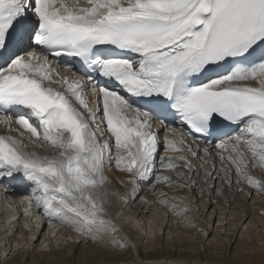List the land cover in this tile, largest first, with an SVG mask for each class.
I'll return each instance as SVG.
<instances>
[{
    "label": "snow or ice",
    "instance_id": "obj_1",
    "mask_svg": "<svg viewBox=\"0 0 264 264\" xmlns=\"http://www.w3.org/2000/svg\"><path fill=\"white\" fill-rule=\"evenodd\" d=\"M0 126V188L29 190L24 216L138 264L109 213L142 185L177 216L164 188L200 169L264 196V0H0Z\"/></svg>",
    "mask_w": 264,
    "mask_h": 264
},
{
    "label": "bare ground",
    "instance_id": "obj_2",
    "mask_svg": "<svg viewBox=\"0 0 264 264\" xmlns=\"http://www.w3.org/2000/svg\"><path fill=\"white\" fill-rule=\"evenodd\" d=\"M60 75L71 77L73 72L60 71ZM176 126L179 127V124H176ZM0 134H7L2 126H0ZM12 134L16 135L15 132ZM39 151L41 154L48 155L55 152V150L49 145H45L44 148ZM213 160L215 161L217 169H219L221 167L219 158L214 156ZM194 163L198 164L199 162L194 161ZM257 171L260 176H264V172H261L259 169H257ZM258 173L256 174L258 175ZM109 175L110 178L115 180L120 174L117 171L112 170ZM189 175L191 176V181L195 182L191 187L178 191H170L165 187L164 190L168 192V199L172 203L176 202L172 199L173 196L186 198L185 203L179 204V207H187L188 212L191 213V215L187 216L186 213L184 216H177L170 209L156 202V198L152 195L151 188L142 185V192L138 197L142 196L135 206L132 207L130 205L125 207L123 204L116 203L110 209V218L116 220L123 230L120 235L130 238L131 234H128L125 230L134 229L139 225L140 220L143 221L145 219V223L149 224L152 229H156L155 233L158 237H160L159 232L161 230L164 231L163 235H165V231L167 230V236L172 232L176 233L177 237L173 235V238L176 237V239L178 238V235H180L179 238H183V232L195 234L197 230H206V234H208V237L206 238L207 240L212 233H214V236L223 235V230L221 228L224 225L228 226L225 230L229 231V234L231 235L229 244L233 245L237 240L240 241V243L248 244L249 235L257 233L260 224L264 225V196L256 195L254 190H251L245 185H241V187H244V191L241 192L238 191L236 186L228 187L219 180L213 182L214 186L205 185L203 181L207 177L205 176L203 169H200L197 174ZM3 183H11L12 187H9L7 192L0 188V199L2 198L0 200V264L91 263L87 259H83V256L85 255H77V250L81 244L84 243L87 245V243L91 242L87 237L75 233L66 226L57 223H54L53 226L50 227L46 217L35 221L28 219V217L22 218L25 205L21 204L20 201L24 196L28 195L29 190L25 186L18 184L16 181L5 180ZM201 188L204 189L202 192L200 190ZM117 190L120 189L118 188ZM249 191H253V195L249 196ZM10 199L13 201H11L12 205H7ZM134 213L138 214L134 216ZM149 213L150 215H148ZM13 216L18 219H13ZM36 216L40 217L41 215L37 214ZM121 217H123V219H121ZM188 221L191 223L189 224ZM215 221H217L216 231H214ZM25 225H27V227H25ZM140 226L141 224L139 225L138 231H141ZM261 235H263V233H261ZM147 239L145 241H147ZM40 240H42L41 243ZM150 242L149 238L147 243L151 244ZM149 244V249L146 251L138 246L133 250L131 255L135 257L138 264H179V260L170 263L168 260H188L192 257H195V259L201 264H214L209 259H205L206 256H203V253L200 251L198 252L197 250L194 254L191 251L181 250L178 254L171 256V251H169V249L168 251H158L150 249L152 247ZM229 244L227 246H229ZM136 245H138V243ZM193 245L195 246L194 248H197L198 246V244L195 243H193ZM227 246L225 248H227ZM66 248H70V252L66 251L65 255L62 254L58 256V258H63H55V260L51 259L45 262L37 261L42 255L46 256L48 254H55L58 250ZM87 251L88 250H86V252ZM5 253L8 254L7 258H5ZM33 254L38 255L36 260L37 263H35V260H29ZM241 254L242 253H240V255ZM9 256L13 257L11 258ZM24 257H26L25 260ZM19 260L21 262H19ZM226 263L229 264V261H226ZM92 264L105 263L99 262ZM129 264H131V261H129Z\"/></svg>",
    "mask_w": 264,
    "mask_h": 264
},
{
    "label": "rangeland",
    "instance_id": "obj_3",
    "mask_svg": "<svg viewBox=\"0 0 264 264\" xmlns=\"http://www.w3.org/2000/svg\"><path fill=\"white\" fill-rule=\"evenodd\" d=\"M255 171H254L255 174L258 173L257 169H255ZM257 176H260V174L258 173ZM141 196H139L137 198V200L133 201V203L131 204L132 207L136 205V203L138 202V200L140 199ZM11 201L12 200L10 199V201H8L7 205H12L13 201L12 202ZM213 206H214V204H213ZM25 207H26V205H25ZM133 209H135V208H133ZM188 213L189 212L187 211V214H186L187 216L191 215V213H189V214ZM136 214H138V213H136ZM136 214L134 213L133 215L135 216ZM148 215H150V213ZM24 217L26 218V216H24V213H23L22 218H24ZM41 218H44V216L41 215L40 217H37V216H33V217L29 216L28 217V219H32L33 221H35L37 219H41ZM140 224H141V226H140L141 231L140 230L138 231ZM139 225L136 226L132 230L126 229L125 231H127L128 234H131L129 239L134 241V244L138 243L137 246L139 248L141 247V249L143 248L144 251L149 249L148 248L149 243H147V242H148V239L150 238L151 244H149V245H151V247H152L150 249H155L158 251H160V250L161 251H163V250L168 251V249H169V251H171V256L174 254H178V252H180L181 250L182 251H191L193 254L196 253L197 251L198 252L200 251L201 253H203V256L204 255L206 256L205 259H209L214 264H228V263H226V261H229V264H264V225H261V224H260V227H258L257 233H255V234L253 233V234L249 235L250 237H249V243L248 244L240 243V241L237 240L233 245L229 244V240L231 238V235L229 234L230 233L229 231L225 230L226 228H228V226H224V225L221 228L223 230L222 231L223 235L214 236V233H212L207 240H206V238L208 237V234H206V232H207L206 230H204V231L197 230V232L195 234L183 232V235H184L183 238L182 237L179 238L180 235H178V238L176 239V237H177L176 233L172 232L170 235L167 236V230L165 231V235H163L164 231L161 230L159 232L160 237L156 236V233H155L156 229H152V227L149 226V224L145 223V219L143 221L140 220ZM261 226H263V227H261ZM211 227H212V224H211ZM216 229H217V221H215V224H214V231H216ZM261 233H263V235H261ZM225 234L226 235L229 234V235L226 236ZM240 234H239V236H240ZM148 235H149V237H148ZM173 235H175L176 237L173 238ZM146 239H147V241H145ZM41 241L42 240H40V243H41ZM193 243L198 244L197 248H194L195 246L193 245ZM228 244H229V246H227ZM82 246H84V247H82ZM86 246H87V249H86ZM226 246H227V248H225ZM85 249L88 251L86 252ZM13 250H14V247H13ZM81 250L84 252H82ZM66 251L70 252V248L58 250L55 254H50V255L48 254L46 256L42 255L39 260H37L38 255L33 254V255H31L29 260L30 261L35 260V263H37V261H44L45 262V261H49L51 259L55 260V258H58V256H60L62 254L65 255ZM79 251H81L82 253ZM240 253H242L243 255L242 254L240 255ZM77 255H80V256L85 255V256H83L84 258L83 257L82 258L87 259L89 262H91V263L85 262L82 264H92V263H99V262L100 263L102 262L105 264H107V263L108 264H117L118 260L120 259V257H118V256L113 257V256L109 255L102 248L97 247L95 244H92V242L87 243V245L84 243L81 244V246L77 250ZM9 257H11V256H9ZM112 257H113V259H112ZM225 257H226V260H225ZM25 258L26 257H24V260H25ZM59 258H63V257H59ZM192 258L195 259V257H192ZM192 258H189L188 260L187 259H184V260L183 259H173V260L169 259L168 262L170 263L172 261L175 262V261L179 260L178 261L179 264H201L198 262L197 259L194 260ZM5 262H6V260H5ZM19 262H21V261L19 260ZM170 264H172V263H170Z\"/></svg>",
    "mask_w": 264,
    "mask_h": 264
}]
</instances>
